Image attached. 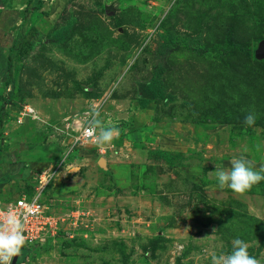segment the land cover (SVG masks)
Here are the masks:
<instances>
[{"label": "rangeland", "instance_id": "374dc122", "mask_svg": "<svg viewBox=\"0 0 264 264\" xmlns=\"http://www.w3.org/2000/svg\"><path fill=\"white\" fill-rule=\"evenodd\" d=\"M263 38L264 0H0V198L52 166L40 199L63 217L21 257L211 264L239 238L264 264V180L237 193L212 173L264 166ZM92 108L109 144L68 127Z\"/></svg>", "mask_w": 264, "mask_h": 264}, {"label": "clouds", "instance_id": "9594fccd", "mask_svg": "<svg viewBox=\"0 0 264 264\" xmlns=\"http://www.w3.org/2000/svg\"><path fill=\"white\" fill-rule=\"evenodd\" d=\"M90 111L91 119L82 135L93 137L99 145L109 144L118 129L111 126L100 127L101 122L97 119L98 110L92 108ZM244 124L247 126L255 124L254 113L249 112L244 117ZM212 173L220 189L227 187L237 193L249 190L253 185L264 180V166L256 170L244 157L232 159L230 170L216 166ZM25 246L24 218L9 209L4 214L3 223L0 225V264H11L13 257H21ZM211 264H258V260L250 255L246 242L236 238L232 241L231 251L212 255Z\"/></svg>", "mask_w": 264, "mask_h": 264}, {"label": "built area", "instance_id": "2783aa9c", "mask_svg": "<svg viewBox=\"0 0 264 264\" xmlns=\"http://www.w3.org/2000/svg\"><path fill=\"white\" fill-rule=\"evenodd\" d=\"M22 115L34 116L33 110L30 107H25ZM23 116L19 118V123L22 121ZM88 121L82 123V121L79 120L81 124L77 127H75V122L78 124V119L68 123L69 128L72 126V129L77 130H75L76 142L95 141L93 137L82 135L84 129L87 127ZM45 168L41 170L42 173L37 177L36 180L38 183L32 193H22L9 201L0 198V225L3 223L4 214L9 209L24 218L25 248L43 245L49 238L56 234V230L60 228L59 224L63 223V217L51 214L47 205L40 199L44 186L50 177H52L54 169L56 171V168L52 166ZM13 260L14 257L12 258L11 264H32L30 259L26 256L23 258L18 257L16 263H14Z\"/></svg>", "mask_w": 264, "mask_h": 264}, {"label": "trees", "instance_id": "16d2710c", "mask_svg": "<svg viewBox=\"0 0 264 264\" xmlns=\"http://www.w3.org/2000/svg\"><path fill=\"white\" fill-rule=\"evenodd\" d=\"M254 53H255V52H254ZM12 55H13V53H10V54H9V63H8L9 66L12 64V60H13ZM140 90H141V92H140L141 97L149 98V97L151 96V95H150L151 91L148 89V87H147L146 84H140ZM149 95H150V96H149ZM28 194H30V192H28ZM35 247L37 248V250H39L38 248H39L40 246H35ZM25 249H29V248H25ZM25 249H24V250H25ZM24 257H25V256H24ZM21 258H23V257H21Z\"/></svg>", "mask_w": 264, "mask_h": 264}, {"label": "water", "instance_id": "95a60500", "mask_svg": "<svg viewBox=\"0 0 264 264\" xmlns=\"http://www.w3.org/2000/svg\"><path fill=\"white\" fill-rule=\"evenodd\" d=\"M255 57L259 59L264 58V38L260 40L257 48L255 49ZM17 258L18 257H14L13 260L14 263H16Z\"/></svg>", "mask_w": 264, "mask_h": 264}, {"label": "crops", "instance_id": "0c3cea01", "mask_svg": "<svg viewBox=\"0 0 264 264\" xmlns=\"http://www.w3.org/2000/svg\"><path fill=\"white\" fill-rule=\"evenodd\" d=\"M0 172H1V171H0ZM4 173H6V174H7V176H6V177H7V179H8V178L10 177V175H11V172H9V171H7V172L5 171ZM1 175H3V173H2V172L0 173V177H1ZM5 182H6V181H5ZM5 182L3 181V182H2V183H0V184H4Z\"/></svg>", "mask_w": 264, "mask_h": 264}]
</instances>
